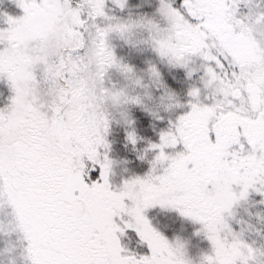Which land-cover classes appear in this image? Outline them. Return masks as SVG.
I'll return each mask as SVG.
<instances>
[{"label":"snow or ice","instance_id":"6c2138e0","mask_svg":"<svg viewBox=\"0 0 264 264\" xmlns=\"http://www.w3.org/2000/svg\"><path fill=\"white\" fill-rule=\"evenodd\" d=\"M16 2L25 14L4 13L9 26L0 28V211L12 217L0 232L23 234L27 264H186L146 215L156 206L202 224L212 252L201 264H258L264 248L232 233L225 213L249 189L264 192V0H160L163 26L110 15L106 0ZM138 29L190 77L200 58L211 92L205 101L192 88L190 111L150 145L151 170L114 186L103 99L114 86L105 78L111 68L135 70L109 37L130 40ZM148 71L162 83L155 64ZM127 136L136 144L134 130ZM122 236L149 252L123 246Z\"/></svg>","mask_w":264,"mask_h":264},{"label":"rangeland","instance_id":"374dc122","mask_svg":"<svg viewBox=\"0 0 264 264\" xmlns=\"http://www.w3.org/2000/svg\"><path fill=\"white\" fill-rule=\"evenodd\" d=\"M160 0H128V6L121 10L116 7L112 0H106V10L110 15L122 19H137L146 17L154 19L162 26L166 20L159 14ZM248 8L241 5V13H247ZM4 13L14 17L23 16L24 10L18 6L16 0H0V28H6ZM149 33L146 30L138 29L130 40L122 38L119 33H111L109 43L112 46L117 58L134 67L138 75L144 77L149 83L150 95L145 96L143 104H129L122 108L110 107L111 122L107 134L110 145L108 155L113 163V174L116 178H129L136 172L135 163L138 156L128 151L126 145L128 132L134 130L137 135V142L144 145L159 144L161 133L167 131L171 125L178 121L180 115L190 111L193 98L189 95L192 88L201 89V99L207 100L211 90L204 87L202 77L205 74L203 61L194 58L190 63L195 68L192 76L188 75L187 68L173 66L166 60L159 57L158 53L145 41ZM155 64L161 73L160 81L152 82L149 79V67ZM125 75L117 68L109 69L105 84L108 87H123L128 84ZM136 92L143 93V89H136ZM171 93L174 98L169 105L166 97ZM4 97H0V105ZM124 113L126 115H121ZM131 120L133 123L128 124ZM239 192L241 186H234ZM243 204L230 212L225 213L227 223L232 233L246 243L257 248H264V192H257L249 189V194L243 199ZM232 211V212H231ZM154 227L164 234L170 242L182 239L186 243L187 254L193 264H199L204 253L212 252V244L202 231V224L180 214L177 209H160L153 211L148 216ZM12 217L4 211H0V222L6 228H11ZM232 233L229 234L231 238ZM27 241L23 234L18 231L0 232V264H27L23 255ZM12 249L10 253L8 250Z\"/></svg>","mask_w":264,"mask_h":264},{"label":"clouds","instance_id":"9594fccd","mask_svg":"<svg viewBox=\"0 0 264 264\" xmlns=\"http://www.w3.org/2000/svg\"><path fill=\"white\" fill-rule=\"evenodd\" d=\"M125 75L126 80L129 81L128 84H126L123 87H113L108 95L104 97L110 107L119 109L123 106L132 104V98H139L142 101V104L144 103L145 96L150 95L149 92V83L145 82V79L143 76L138 75L135 71L129 72V73H123ZM149 79L152 82H156V78L152 75L151 72H149ZM143 89L144 92H136V89ZM169 105L171 104L172 100L174 99L172 95L167 94L166 97ZM113 162V161H112ZM114 163V162H113ZM209 255V253H204L202 255V258L199 261V264L204 260L205 256ZM247 255V254H245ZM264 256V253L257 250L256 257L258 264H264V260H260V257ZM162 259H168L170 257L167 256H161ZM171 258H174L176 260H183L186 262V264H193L192 259L187 254V248L186 243L182 239H177L174 242H171Z\"/></svg>","mask_w":264,"mask_h":264},{"label":"trees","instance_id":"16d2710c","mask_svg":"<svg viewBox=\"0 0 264 264\" xmlns=\"http://www.w3.org/2000/svg\"><path fill=\"white\" fill-rule=\"evenodd\" d=\"M126 145L128 146L129 152H132L133 154H135V156H138V160L135 163L136 172H134V175H132L126 179H131V178L136 177V176H145L151 170V167H152L151 162L155 158V155H156L158 150H153V149H151V147H148V145H144L142 143L134 145L129 140H127ZM168 151H173V150L169 149ZM141 156H143L144 158L141 159ZM126 179H123V178L119 179V178H116L114 176V174L112 175V182H113L114 186L122 185L123 181ZM243 199H240L239 201H237L232 206V209H235L236 207L238 208L240 206V204H243L244 203V202H242ZM160 209H161V207H159V206L148 209V210H146V215L150 216L151 214H153V211L160 210ZM121 243L123 246L130 248L133 251H136L140 254H145V253L149 252V249H148L146 243H144V244L139 243L138 238H137V240H131L130 241L128 236H122L121 237Z\"/></svg>","mask_w":264,"mask_h":264}]
</instances>
